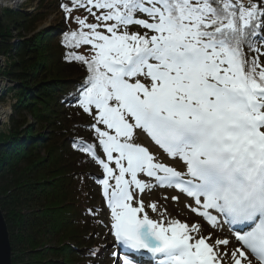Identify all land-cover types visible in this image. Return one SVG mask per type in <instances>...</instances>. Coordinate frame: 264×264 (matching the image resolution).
Returning <instances> with one entry per match:
<instances>
[{
	"label": "snow or ice",
	"instance_id": "6c2138e0",
	"mask_svg": "<svg viewBox=\"0 0 264 264\" xmlns=\"http://www.w3.org/2000/svg\"><path fill=\"white\" fill-rule=\"evenodd\" d=\"M69 3L62 5L68 17L86 9L96 21L76 15L78 30L64 34L69 49L90 46L88 54L67 53L87 69L67 102L95 122L98 145L74 147L102 166L97 183L122 246L116 264H137L131 253L141 251L153 264H224L222 256L264 264V0ZM133 25L145 31H130ZM142 134L186 170L157 162L137 143ZM142 177L192 198V211L211 228L227 224L242 233L240 246L217 252L229 245L219 233L212 239L203 226L150 219L143 201L133 206L135 190L149 187Z\"/></svg>",
	"mask_w": 264,
	"mask_h": 264
},
{
	"label": "trees",
	"instance_id": "16d2710c",
	"mask_svg": "<svg viewBox=\"0 0 264 264\" xmlns=\"http://www.w3.org/2000/svg\"><path fill=\"white\" fill-rule=\"evenodd\" d=\"M66 3L55 1L63 20L41 32L39 14L32 17L23 8L2 14L0 80L11 86L3 88L0 102L11 97L14 103L9 126L0 133V205L13 264H96L101 255L94 249L101 213L94 208L99 195L90 171L104 172L74 147L98 145L90 128L95 122L78 102H67L87 76L86 66L69 61L67 53L84 54L90 46L72 50L63 43L65 33L78 30L76 13L86 9L68 17ZM129 30L145 31L137 25ZM97 154L106 160L102 149Z\"/></svg>",
	"mask_w": 264,
	"mask_h": 264
},
{
	"label": "rangeland",
	"instance_id": "374dc122",
	"mask_svg": "<svg viewBox=\"0 0 264 264\" xmlns=\"http://www.w3.org/2000/svg\"><path fill=\"white\" fill-rule=\"evenodd\" d=\"M23 1L27 2L25 6L23 7V9L26 10L28 14H30L32 17L38 14L40 16L39 19L41 20L36 24L37 26L36 32H41L46 29L56 27L63 20L64 16H63L62 9L58 8L55 5L56 0H46L44 3H41L40 0H28V1L23 0ZM76 15H79L82 18L87 17L89 22H96L94 17L88 14L87 10H80L78 13H76ZM89 50L90 49L83 50V53L88 54ZM0 82L2 81L0 80ZM8 86H11V85L8 83H1L0 96L3 95V92H1L3 88L8 87ZM13 103L14 101H13V98L11 97H8L5 101L0 102V107L1 106L10 107V113L7 115V119L2 120V125L0 126V133L6 131L9 126L10 119L12 116ZM137 143L142 144V146L148 147L150 152H152L153 155L156 156L157 162L165 163L170 167H175L177 171L186 170L182 161H179L178 158L174 160L173 158L169 157L166 153L163 152L162 149L159 148V146L155 145V143L151 141L150 137H148L146 134L140 135L137 139ZM112 166L115 167L114 165ZM90 173L96 179L104 177L103 175L104 173L102 174L100 172V169L96 167H93ZM142 178L147 183L146 177H142ZM110 183H114V181ZM152 183H153L152 181L148 180V185H151ZM171 189L175 190L174 187H171ZM94 190L96 192V195H99V199H97L94 205V208L101 213V216H100L101 228L99 229V237L95 241L96 246H94L95 251H99L101 255L97 256L96 264H116L114 253H119L122 247L120 245V242L115 239L114 230L111 229V223H112L111 209L108 207L107 199L103 195L102 185L96 182V184L94 185ZM155 190H158V189H155ZM135 191L137 192V196L134 197L133 206H138V201H143L145 205V212L148 214L149 218L150 219L155 218V216L157 215L156 211L159 209V205H158V202L154 200V194L152 193L151 189L149 187L146 188L145 192L142 194L139 193L138 190H135ZM185 198H189V197L185 195ZM153 203H155L157 206L156 211H153L152 208L150 207V205ZM187 212L190 213L188 210ZM143 215L144 213L140 214L141 218L143 217ZM170 218H172L171 221L178 220L182 223L186 222L187 220L185 217L181 216L180 214H175V216H170ZM193 235L199 236L196 231L193 232ZM231 240L229 241V245H233V242H231ZM133 254L136 255L135 257L142 259L144 262V263L137 262V264H147V262L153 263V258H150L149 257L150 254L147 253L146 251H141L139 253L132 252L131 255L134 256ZM226 261H224V264H232L230 260H226ZM253 262H255L254 257H253Z\"/></svg>",
	"mask_w": 264,
	"mask_h": 264
},
{
	"label": "bare ground",
	"instance_id": "6f19581e",
	"mask_svg": "<svg viewBox=\"0 0 264 264\" xmlns=\"http://www.w3.org/2000/svg\"><path fill=\"white\" fill-rule=\"evenodd\" d=\"M0 82V86H1ZM10 113V107L8 106H1L0 107V119L6 120L7 115ZM148 180L152 181L153 183L149 185V188L151 189L152 193L154 194V200L158 202L159 209L156 211L157 215L153 220H155L158 223H163L164 226H169V222H171L172 218L170 216H175V214H180L181 216L185 217L187 220L186 223L190 226V228L197 229L200 226H203L207 228V232L204 233L205 235L211 234L212 239H217L216 233H219V238H226L229 241L235 243L237 247L240 246V242L235 239L236 235H234L228 228H231L229 225L221 227H216L215 229L211 228L207 225L206 221L202 218H200L195 212L192 211V208L196 207V205L193 202L192 198H185L184 193H181L180 191H176V189H171V187H159L156 185L155 180L151 178H146L147 184ZM158 189V190H155ZM157 191V192H156ZM187 196V195H186ZM173 197H178V200H173ZM167 210V211H165ZM187 210L190 212L188 213ZM172 214V215H171ZM159 217V218H157ZM228 227V228H227ZM198 235L201 233L199 231H196ZM235 249L232 247V245H228L225 249L224 246H217L216 251L217 252H224L227 251L230 253L231 251H234ZM134 255V254H133ZM136 255L132 256L134 260L140 263H144L142 259L135 257ZM150 258H153L152 255H149ZM222 259L224 261L230 260L228 257L223 256ZM258 262V261H257ZM256 261L253 262V264H258ZM227 263V261H226ZM147 264H153L147 262Z\"/></svg>",
	"mask_w": 264,
	"mask_h": 264
},
{
	"label": "water",
	"instance_id": "95a60500",
	"mask_svg": "<svg viewBox=\"0 0 264 264\" xmlns=\"http://www.w3.org/2000/svg\"><path fill=\"white\" fill-rule=\"evenodd\" d=\"M2 22V15L0 12V26ZM2 64V58L0 57V65ZM2 125V120L0 119V126ZM12 245L10 241L9 229L1 210L0 205V264H13L12 261Z\"/></svg>",
	"mask_w": 264,
	"mask_h": 264
},
{
	"label": "built area",
	"instance_id": "2783aa9c",
	"mask_svg": "<svg viewBox=\"0 0 264 264\" xmlns=\"http://www.w3.org/2000/svg\"><path fill=\"white\" fill-rule=\"evenodd\" d=\"M26 3L27 2L23 0H0V12L1 14H3V11L5 9H14V10L21 9L25 6ZM2 62H3V58H2Z\"/></svg>",
	"mask_w": 264,
	"mask_h": 264
},
{
	"label": "clouds",
	"instance_id": "9594fccd",
	"mask_svg": "<svg viewBox=\"0 0 264 264\" xmlns=\"http://www.w3.org/2000/svg\"><path fill=\"white\" fill-rule=\"evenodd\" d=\"M2 15V14H1Z\"/></svg>",
	"mask_w": 264,
	"mask_h": 264
}]
</instances>
